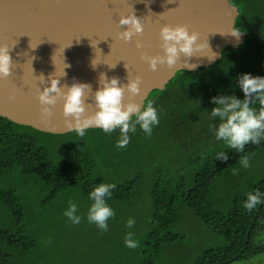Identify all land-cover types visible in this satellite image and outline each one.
<instances>
[{
    "label": "trees",
    "instance_id": "trees-1",
    "mask_svg": "<svg viewBox=\"0 0 264 264\" xmlns=\"http://www.w3.org/2000/svg\"><path fill=\"white\" fill-rule=\"evenodd\" d=\"M227 1L245 43L151 91L144 104L159 116L151 135L137 126L120 149L118 130L51 135L0 117V264H256L264 256V205L243 207L246 194L264 193V141L236 153L215 140L208 125L216 121L202 110L217 94L242 99L240 74L264 76V0ZM221 151L227 161L215 159ZM100 183L116 185L107 231L86 219ZM70 200L79 224L63 215ZM129 232L135 249L125 246Z\"/></svg>",
    "mask_w": 264,
    "mask_h": 264
},
{
    "label": "water",
    "instance_id": "water-1",
    "mask_svg": "<svg viewBox=\"0 0 264 264\" xmlns=\"http://www.w3.org/2000/svg\"><path fill=\"white\" fill-rule=\"evenodd\" d=\"M131 12L141 18L143 32L125 43L116 38V33L127 26H119L117 21ZM236 16L237 9L227 0H0V45L8 46L13 61L12 74L0 79V117L45 134L71 133L64 127L60 100L52 106L50 122L40 117L37 85L41 90L46 87L50 75L59 78L61 86L78 82L90 85L92 91L97 89L101 73L118 78L121 84L127 83L128 76L138 75L140 93L131 99L144 104L151 91L163 89L181 72L177 69L185 59L181 55L177 69L158 65L156 71L140 59L141 51L149 56L162 54L161 25H184L198 33V42L206 41L211 52L217 54L215 60H208L206 49L188 58L189 63L201 68L218 61L223 49L245 43L243 32L238 44L227 33ZM136 40L142 49L135 47ZM95 59L93 69L91 62ZM41 74L45 77L43 85L38 80ZM84 95L88 98L85 114L90 115L95 106L88 89ZM9 96L15 99L10 101ZM128 99L125 92L124 101ZM92 129L98 128L88 130Z\"/></svg>",
    "mask_w": 264,
    "mask_h": 264
},
{
    "label": "clouds",
    "instance_id": "clouds-1",
    "mask_svg": "<svg viewBox=\"0 0 264 264\" xmlns=\"http://www.w3.org/2000/svg\"><path fill=\"white\" fill-rule=\"evenodd\" d=\"M117 23L119 26H127L123 31L116 33V38L125 43L132 41L134 36H139L143 32L141 18L134 15L133 12L121 15ZM227 33L238 44L242 31L231 24ZM159 40L162 54L149 56L140 52V59L145 61L152 71H156L158 65L168 69H177L175 66L183 55L185 59L182 62V67L177 70L188 69L195 72L199 65L188 62V58L192 57L195 52L206 49L209 61L215 60L217 55L211 52L206 41L198 42L197 32H190L184 25H161ZM135 47L139 50L143 48V45L139 40H136ZM9 53L10 49L7 45H0V79L7 78L12 74L13 61ZM96 64V59L91 62L93 69ZM66 67L68 65L64 64V68ZM64 75L63 71L62 76ZM38 80L40 85L45 84L43 74L38 76ZM140 82L141 77L138 75L132 78L128 76L127 83L121 84L118 78L106 77L101 73L97 82L98 87L92 91L90 85L78 82H74L70 86H61L59 78L50 75L47 78L46 87L41 90L37 85L36 99L40 105V117L45 123L50 122L53 115L52 106L57 103V100H60L64 127L67 131L74 132L76 136L82 138L89 128H98L104 134H111L118 130L119 137L115 147L123 149L130 141L129 133H135L137 126L145 135H151L153 128L159 124L157 109L151 101L147 104H137L131 99V97L139 95ZM236 85L243 94L242 99L234 94H217L209 98V103L213 107L210 110H202L207 112L209 121H216L215 124L209 123L208 125L215 140L223 141L229 149L240 153L244 151L245 145L260 144L264 141V76L242 73L236 78ZM85 89L91 93V103L95 106V111L90 115L85 114L88 103V98L84 95ZM125 92L129 96L127 102L124 101ZM8 99L11 101L15 97L9 96ZM198 102L200 104L199 100ZM254 105H259V107H254ZM215 159L224 162L229 159V156L226 152L221 151ZM239 163L244 168L249 167L247 157L242 158ZM115 187V184L100 183L88 193V198L92 203L87 209V222L95 224L101 231L108 230L107 221L114 216V211L108 205L107 199L111 197V190ZM246 196L243 205L245 210L253 211L258 205H264V193L259 190L248 193ZM76 213L77 205L70 200L63 215L71 223L79 224L81 216ZM133 225L134 220L130 218L126 222V227L132 228ZM125 246L131 249L138 246V242L132 238L131 232L125 237Z\"/></svg>",
    "mask_w": 264,
    "mask_h": 264
},
{
    "label": "rangeland",
    "instance_id": "rangeland-1",
    "mask_svg": "<svg viewBox=\"0 0 264 264\" xmlns=\"http://www.w3.org/2000/svg\"><path fill=\"white\" fill-rule=\"evenodd\" d=\"M260 241L264 245V235L260 238ZM254 263H256V264H264V256L254 260Z\"/></svg>",
    "mask_w": 264,
    "mask_h": 264
}]
</instances>
